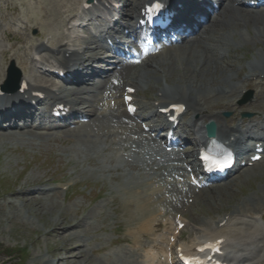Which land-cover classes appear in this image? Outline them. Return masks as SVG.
<instances>
[{
    "label": "rangeland",
    "instance_id": "rangeland-1",
    "mask_svg": "<svg viewBox=\"0 0 264 264\" xmlns=\"http://www.w3.org/2000/svg\"><path fill=\"white\" fill-rule=\"evenodd\" d=\"M61 1H63V3ZM78 1L79 0H0V16L1 18L3 17L2 14L4 9L7 11V14H11V12L7 10V7H15V9L18 10L17 17L28 22L27 37L23 34L22 36L25 37V40L28 41L29 45L36 39H39L38 34L40 32H45L46 34L49 32L48 28L50 27L48 24H51L49 19L52 21L50 17H56V13L62 8L63 10L72 9L73 11L77 8ZM57 3L59 5H57ZM9 21L15 23L12 18H8L7 22ZM42 25H46L47 27H43ZM3 26L6 28L8 24ZM247 26L249 28L247 29L245 27L246 30L243 29V27L238 29L243 32L244 46L238 53L237 59L239 60L241 67L246 68H243L244 71H248V64L253 57H259L257 56V53L262 46V43L258 40L254 41L250 39L248 36L251 34L250 29L252 28V30L256 32L255 34H262L261 32H264L263 25L262 27L261 25H256L257 27H255V23H249ZM9 29L10 27H7L6 32L8 38L12 37L15 33H13L11 29L15 30L16 28L12 25L11 29ZM247 31L249 32L247 33ZM245 33L248 35H245ZM236 35L237 37L240 36L239 34ZM77 42L79 43L77 47H84L86 45L80 43V41ZM4 45H6V47L10 46L7 42H5ZM17 47H20V44H17ZM15 64L18 65L16 61ZM183 66L184 68L186 67L188 73L192 70L190 69L191 65H188L189 67L187 65ZM164 68L166 71H169L170 69L169 72H171V75H175L176 72H178L174 63L164 66ZM227 70L232 71L230 69ZM232 73L236 75L233 71ZM189 74H191V72ZM214 74L217 75L218 73ZM237 77L240 76H236V78ZM201 79H203V77ZM236 80L237 79H235L234 82L237 83L238 80ZM216 85V88H220L221 86L219 84ZM246 87L247 90H253V98L251 101L241 105V107L249 109L248 111L253 113L254 117H259L258 109L263 110L264 96L262 97V94L258 95L259 97H262L261 101L259 104L251 106V103H253L254 100V95L258 89L249 86ZM146 88L147 89L144 91L146 95L153 93V88ZM236 88L238 89V86ZM219 90L221 91V88ZM213 93V95H217L216 91H213ZM229 98L222 97L221 99L224 100ZM221 99H219L217 103L221 104ZM240 100L241 99L238 98V101ZM215 101L217 100L211 101L210 104H214ZM236 101H231V103ZM205 104L208 105V103ZM248 105H250L252 109L247 108ZM224 111H230V116L228 118L234 113L233 110L227 109ZM35 142L37 143L38 141ZM73 148V145L62 144L57 141L43 140L39 147L36 145L31 146L27 139L25 144L18 143L16 146L11 142L3 145L0 141V264H101L100 262H102L101 257L103 256V253H94L99 245L97 244L95 246L92 242L93 238L91 237L87 240L88 246H85L84 240L86 239L80 237L83 236V232L81 231L82 228L80 227V221H83L81 218L82 216L91 212V215L96 217V215L98 216L97 212L103 213L108 210L110 212V217H108L107 223H110L111 216H114L111 205H105L101 199L97 200L95 197L98 193V186L93 187V189L90 190L89 195L86 191H77L69 200L59 201L60 204L52 203L65 210L60 216L61 218L59 222L61 223L55 222L56 208H53L51 211L46 210L45 208L47 203L52 202L51 199L48 198L49 202H45V197L43 196L39 197L36 195L37 197L30 198V196L23 195V190L25 188L40 182L49 183L50 178L55 174L59 175L57 177L59 179L65 177L68 168L63 169V176H60L62 173H58L57 168L66 162V158L54 157L53 153L58 150L69 152ZM84 148H88L85 152L90 156L96 152V147L94 145L87 144ZM58 161L61 164H59ZM48 162H51V166L46 164ZM40 166L42 168H40ZM261 166L262 169H260ZM263 187L264 165L252 167L245 172L242 171L234 175V177L230 178L227 182L216 185L215 188L213 187L212 191L209 190L210 196H204L200 199L198 205H196L189 213L190 219L191 221L194 220V222H196L195 219L198 215L203 216L202 219L204 220H211V218H214L215 220L222 213L231 211L234 208V205L244 202V204H252L257 207V211L254 215L251 212L247 213V219L252 220L253 218L251 217L264 214V202H259L258 204L257 199L260 198L264 200V193L262 194L261 192V189H264ZM89 188H92V186ZM217 188L222 190L220 191ZM36 198L38 200H36ZM117 201L120 203L119 199ZM118 213L119 214L115 217L125 223L124 213L120 211ZM233 226L234 225H232V227ZM95 228H91L94 236H102L103 234L99 232V225H96ZM191 230L193 229L190 226L187 231L182 234V239L179 241L180 244H185V242L190 240V237L193 236H191ZM69 234H72L71 239H69ZM79 234L80 239L78 238ZM81 238L83 242H81ZM77 244H79L78 247H76ZM82 249L84 250V253L78 256L77 252Z\"/></svg>",
    "mask_w": 264,
    "mask_h": 264
},
{
    "label": "bare ground",
    "instance_id": "bare-ground-1",
    "mask_svg": "<svg viewBox=\"0 0 264 264\" xmlns=\"http://www.w3.org/2000/svg\"><path fill=\"white\" fill-rule=\"evenodd\" d=\"M61 2L63 3V1H61ZM67 3H69V2H67ZM23 4H24V2H23ZM57 5H59V4L57 3ZM134 5H135V3H134ZM134 5H132L133 8H134ZM32 6H33V4H32ZM70 6H68V7H70ZM228 9H230L234 12L238 11L237 9H235L233 7H229ZM7 10L12 11V12H15V10H16V12H17V9H15V7H11V8L8 7ZM28 10H29V8H28ZM244 13L240 14V17H243L242 20H244L243 25H248L249 23L250 24L255 23V27H257L256 25H261V27H262V25L264 26V14L255 13L253 15H249V14H244ZM62 14H63V12L60 13V17L62 16ZM68 16H69V14H68ZM34 19H36V18H34ZM49 21L52 23V21L50 19H49ZM65 21H66V16L57 19V21L55 22V25L60 26V27L66 26ZM44 23H45V21H44ZM48 25L50 26L51 24L49 23ZM53 26H54V23H52L51 27H53ZM26 32H27V26H24L21 29V33L25 34ZM207 32L208 31H206L205 33H207ZM261 33H262V35H264V32H261ZM41 35H44V34L41 33ZM233 35H234V30L229 31V37H231ZM226 36H228V34L226 32H222V33H220L219 36H217V38H219L221 40H225ZM255 36H256V34L254 35L253 38H255ZM59 38L60 37H57L58 40H59ZM57 39H55L54 42L58 43L61 41L62 38L59 41ZM206 40H209V37H207ZM17 42L24 43L25 39H23L20 36H16L14 38V44ZM217 45H218L217 46L218 49L221 51V54L226 55V53H227L226 44H223L224 45L223 47L220 46V45H222V43H217ZM238 45H241V40H239ZM200 48L206 52H212V54L214 56H216L214 48L210 44L201 41V39H199L198 37H195L192 44L188 48L179 47L177 50H175L176 52L174 54L170 53L169 52L170 49H169L168 52H164V54H162L160 56V58L157 57L153 61L155 66H149V68H148L146 65V67H147L146 69H143L142 72L141 71L137 72L138 74L134 73L131 76V79L138 85L137 86L138 88L144 89L145 86H147V83L150 82L151 86L155 87V89H157L158 91H161L162 96L159 98H156L154 100H158L161 103L164 101L172 102V100L177 96L178 101L185 102L189 106V108L193 111L194 114H201L203 111L206 110L205 113L209 114V117H207V119L213 118L215 122L220 123L221 121L218 120L219 116L217 114L213 113V109H215L218 106H224L226 104H224V103L210 104L211 101L219 100L222 97H226V98L230 97V99H228V100L232 101L234 99L233 96L238 97L241 90H243V88L245 89V87H240L238 84L239 82H237V83L234 82L235 79H237V80L239 79L238 77L236 78L237 73L235 75L232 73V71H228L227 69H225L224 66L217 64V59H214L213 57L210 56V57H206L203 60V63H200L198 61L199 57L197 56V51ZM67 50L68 49H64V52ZM262 55L263 56H261L260 58L255 57L248 64V66L250 68L249 69L250 72L245 76V79H247L249 76L257 75V77H259L261 74H264V54H262ZM1 56L3 57V60L5 58H8L9 57L8 51L4 49L1 52ZM196 56H197V58L195 59ZM12 57L18 59L20 61V63L23 64L25 62V58L28 57V54L26 52L19 53V51H16L12 55ZM93 57H94V55L90 56V58H93ZM30 59H31V62L35 61L33 58H30ZM194 60H195V64H194ZM176 61H178L179 64L182 65V68H179V70H182V71H178V72H176L175 75H171V72H169L170 69H169V71L164 70V66H168L169 64L176 63ZM71 62L75 65H78V66L83 64L81 61V56H80L79 51H74V53H72L69 58L64 59V61L61 63V66H64L65 68H67ZM226 64L229 65V63H226ZM183 65H187V66L191 65V67L193 66L192 71H190L191 74H189L190 72L188 73V71L185 70L186 67L184 68ZM152 68L157 69L159 71H155ZM157 73H159V74H157ZM214 73H218V74L216 75ZM107 76H108V74H105L104 79L107 78ZM162 76L165 77V83L161 82ZM34 77H35V79L37 78L36 75H34ZM202 77H203V79H201ZM22 78L25 79V76L23 75ZM255 81H256V84H258V86L261 89L260 93L264 94V85L259 84V82H260L259 80H255ZM139 82H141V86H140ZM0 83H1V77H0ZM216 84L221 85L220 86L221 91L219 90L220 88L215 87ZM36 85L37 84H31L33 90L39 89V87H35ZM237 86H239L238 87L239 89L236 88ZM213 91L214 92L216 91L218 96L213 95L214 94ZM49 93H52V92L49 91ZM76 93L77 92H75V91H70L68 93V96L70 98H69V100L66 101V103H70V104L72 103L73 105H77L78 101H77L76 96H75ZM224 93H229V94L224 96ZM18 97L19 96H12V97L8 98V103L5 105V109L9 113V116H6L3 119L4 123L0 126V141L3 145L11 142L12 144H14L16 146V145H18V143L23 141V137L25 135H30V136L36 137V138H42L44 136L41 133L32 131L31 129H26V130L22 129L17 124L14 126L12 125L10 117H15V120H17L18 118L19 119L23 118L25 123H27L29 118H30L29 116L22 115L20 113L21 111H19V110H16L14 113H12L13 108H15L18 104H22V101H19ZM65 97H67V96L64 95L63 97L60 98V100L64 101ZM143 97H144V95H143ZM101 99L93 100V102L88 104V106H86V107L83 106L81 111L85 115L91 117V113L93 112L92 109L94 108L95 105L100 104L99 101ZM259 102L260 101L256 102L255 104H252L251 106L257 105V104H259ZM104 103L110 104L109 102H102V105ZM205 103H208V105ZM120 104L122 105V100H120V101L116 100L117 110L115 111L112 108L113 112L115 114H118ZM139 105L146 106V108L148 110H150V112H149L150 116H156L153 112L154 111L153 109H155V107L153 105H148V103H146V102L145 103L143 102V104H139ZM251 106H250V108H251ZM262 111L263 112H261V111L260 112L262 114H264V109ZM205 115L206 114L202 113L199 120L196 121L195 125H198V122L201 121ZM118 117L120 118V117H122V115H120V113H119ZM227 123H228V120H223L222 125H221V123H220V125L219 124L217 125V127H218L217 132L221 136L226 137L230 133L233 134V133H237L240 131L242 133H239V134L242 137L244 135L243 133H246V131H241V129L239 127H237L236 125L228 126ZM165 125H166V123H165ZM96 126H97V124L95 121H93L92 124L89 125V127H91V128L96 127ZM125 126H126L125 129L127 132L137 131V128L133 124H131V125L126 124ZM24 128H27V125ZM96 129H97V127H96ZM118 129L119 128H117V130ZM155 130L156 129L152 130L151 132H153ZM104 132H106V131L104 130ZM87 133H88V129L82 128V126H81V127H78L76 129L72 130L71 135L73 137H75L76 143H82L83 144V143H89V140L87 139L88 136H86ZM121 139L123 142L121 140H118L117 138L112 139L111 145H116L118 143V144H120L121 147H123V146H125V143L128 142V140H129V138L123 139L122 137H121ZM251 168H248V169L250 170ZM163 169L168 170V171H174V172L177 171L176 167H174V166H164ZM260 169H262V167H260ZM43 184H44V182H40V183H37L33 186L25 188L23 190V195L30 196V198H35L37 196H39V197L43 196V197H45L44 198L45 202L46 201L49 202L48 198L51 199L52 202L47 203L45 208H46V210H50V211L53 208H56L55 222L57 223V222H59V220L61 218L60 216L62 215V213L65 210H64V208H62L60 206L58 207L57 205L52 204L54 202H53V196H52V193L50 192V190H48V192H44V193H41V192L36 190V189H39L38 186H41ZM221 187H219V188H221ZM207 188H210V187H207ZM219 188H217V189L220 190ZM54 190L56 192H58L57 189H54ZM261 190H262L261 192L263 194L264 189H261ZM160 191H162V189H160ZM61 194H63V193H60V195ZM158 194H160V192ZM206 194L208 197L210 196V193H206ZM263 198H264V196H263ZM257 199H258V204H259V202H264V200H262L260 198H257ZM36 200H38V199L36 198ZM250 208L253 209V211L255 209V207L252 204L251 205L250 204H244V202L236 204V205H234V208L230 212H225V213L219 215L218 218L215 220L214 219L204 220V219H202L203 216L197 215V218L195 219L196 222H198L197 223L198 226L195 227L196 231L194 232V234L190 238V240L185 242V245L182 247L189 250L194 245L201 243L203 241L215 240L217 238H224L226 240V242L224 244H226V247L229 249V250H227V253H229L231 261H235L237 259L235 261V263L239 264L241 262L245 263V261L254 259L255 256H258L259 252L261 251V249L263 247V241L262 240L264 238V232L260 231L259 228H257V227L252 228L254 225H257L255 222H251V224H249L251 226V228L248 226L246 227L247 224L245 222H243V218L245 216L242 217L241 213L247 211ZM157 211L159 212L160 209L157 208ZM256 211H257V209H256ZM148 214L150 216H152V215L157 214V212L152 211V212H149ZM227 215H228V217H227ZM236 217H238V218H236ZM204 218H206V217H204ZM225 219H227L225 226L220 227L219 222L225 221ZM59 223H61V222H59ZM83 224L84 223L81 220L80 221V227ZM155 224L156 223H154V225ZM232 225H234V227H232ZM147 226H148V224L145 221L142 222L140 224L141 229L139 230V234L146 237L147 236V232H146ZM81 231L83 232V236H85L88 232V230H86V229H82ZM71 235L72 234L68 235L69 239L72 238ZM79 236H80V234L78 235V238H79ZM132 242L134 244L138 243V241L136 239H133ZM65 243H66V241H65ZM78 245L79 244H77L76 247H78ZM139 246H141V244L136 245V247H139ZM147 247L148 248H146L147 251L145 253V256L143 257V260H136L135 258L120 257L116 261L107 260V261H102L100 263L101 264H119V263H121V264H153L154 257H153V254L150 253V251L152 249H154L153 245H147ZM83 253H84L83 249L80 250L79 252H77L78 256L83 254Z\"/></svg>",
    "mask_w": 264,
    "mask_h": 264
},
{
    "label": "snow or ice",
    "instance_id": "snow-or-ice-1",
    "mask_svg": "<svg viewBox=\"0 0 264 264\" xmlns=\"http://www.w3.org/2000/svg\"><path fill=\"white\" fill-rule=\"evenodd\" d=\"M175 107H177L178 109H180V110H182V106H175ZM131 110V109H130ZM208 247H210V248H214V246L213 245H208ZM204 249L203 248H201L200 249V251H203ZM214 250L215 251H218L219 249L218 248H214ZM200 264H202V262H200Z\"/></svg>",
    "mask_w": 264,
    "mask_h": 264
}]
</instances>
